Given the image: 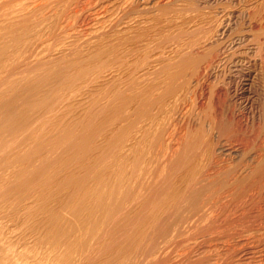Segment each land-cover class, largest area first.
Masks as SVG:
<instances>
[{"label":"rangeland","instance_id":"obj_1","mask_svg":"<svg viewBox=\"0 0 264 264\" xmlns=\"http://www.w3.org/2000/svg\"><path fill=\"white\" fill-rule=\"evenodd\" d=\"M94 1L95 0H0V57H1L0 58V63H1L0 64V68H1L0 69V186H4L3 189L0 187V197H1L0 198V201H1L0 205L2 204V201H5V199L3 200L5 195L12 191V190H10V188L12 187L11 186L12 183L15 181L17 176H21V174L23 173L22 170L24 169L25 166L27 167V170L30 173L35 174L40 169H41V171L44 170V169H42V167H44L43 166L44 161L50 160L51 164L53 165V167H52L53 169L51 168V170L50 169L48 170V168L51 165L50 164L49 167L46 169L45 174H44V172L42 174H43V176L46 175L45 177H47V176L50 177V175H51L50 179H52V180L58 179L60 177V175L63 173H65V175L69 176L68 174H70L71 171L78 172L76 170H78L80 168L79 164H78L77 169L74 168V167H77V165H76L77 162L75 161V160H77V158L76 159L74 158V156L76 157V154L74 155L73 154L74 152L71 151L72 153L71 152H68V153L65 152V154L62 155V153H63L62 150H64L62 144H64L63 141H64L65 136L69 135V134L74 136L77 132H79L78 130L80 129L79 126H80V121H81L80 117L83 114V110H85V111L87 109H88V111L91 110V107H89L90 105L94 106V108H95L96 106H99L98 104H100V109H101V107L103 108L101 110L98 109V107L95 108L96 110H100V112H101L99 117H101L103 115V117H101L102 119L99 118V122L101 124L102 123L105 124V122H103V121H105L106 118H108L107 119L108 122H106V123L113 121L114 119H112V117H114L115 114H116L117 118L122 117V114H120V113L123 112V114H124V111L121 109H124L126 112V108H121V107H127V105L125 106V104H126L125 101H127L128 99H127V97H126L127 100L124 99L125 98L124 94H120L121 96L114 95V94L118 90L121 91L120 88H122L123 85L127 82L124 80H127V78H129V76H132V75H134V77H135L136 76L135 74H137L136 77H139V76L142 77L143 76L142 78H144V82L142 81L143 82L142 88L140 89L142 94H139L140 93V91H139L137 96H135L136 98H134V100L132 101V103L130 105L135 106L137 103L141 102V100H140L141 98H142V102L145 101L147 95L149 94L148 96L150 98V101L147 100L148 103H146V104L148 105L149 102L152 101V103L155 102V104L157 106L154 104V106L152 108H149L148 111H146V114L144 113V120H143L144 123H148V122L151 123L153 121L155 122V120L157 121L159 119L158 120L159 122H156V123L158 125L161 123V125H162L166 121L167 117H168V119H170L169 122H171V117H174V119H173L174 123L172 121V124H170V125L172 126V129H174L176 131L172 130L171 126H169L170 128L167 126L169 129H165L164 128L165 126L162 127L163 130L166 132L164 135L165 138L169 137L168 138L169 140L167 139L168 141L165 139L166 140L165 143H167V144L164 143L165 146L167 147L168 143H170V142H171L170 144L173 143L172 144L173 146L176 145V143H174V142H176L175 139L178 136H180L179 139L177 138L178 143L175 147L176 150H174V147L171 145L172 147L168 146V148L165 149V151H164V148H166V147L163 144V147H161L160 152L159 153L157 152L158 154L154 153V155L156 154V156L149 155V158L155 157V159L154 158H153L154 160L149 159L148 164L150 165V168H149V165L147 164L148 169L150 171L151 170L157 171V173L159 171V173L157 176V173H154L152 171L149 173V171L146 170V172L149 173V176H148V174H146L145 178L147 180L148 178L151 179L153 177L152 180H154V181L157 180V182H160V184L163 183L164 186L160 185L161 186L160 187L159 183H158L156 185V188H158L159 192L161 191L160 192L161 194H162V192L164 193V191H165V193H164L165 195L164 194L163 195L166 196V198H170L171 202L176 201L177 197H178V199H180V196L183 195V198L182 197L181 198H182V200L184 199L185 202L188 201V203H187L188 205L183 200L184 208H182V206H181L179 211H182V212H183V210L187 211L186 207L191 206V204H189V203L190 202L193 203L192 201L194 200V198H197L196 200L199 201V205L202 206V210L204 209L203 210L204 212H201L202 216H204L203 214H205V213L207 214L205 217L206 220H204L205 218L202 216L200 219H199L200 216L198 218L196 215L194 216V218H197V223L201 222L202 218H204L203 221L198 224L199 226H197V229L200 232L199 235L201 234L200 235L201 237L194 233V232H196V233L198 232V231H195L196 227H192L193 229L195 228L193 233L197 237L192 234L194 237L193 238L191 236V234H189V236L192 237V239H191L190 237H188V233H187L186 235H181L182 236L181 238L183 239L182 243H181L180 237H178L177 239L175 238L176 240L174 239L173 243L170 242L171 246L168 245L167 248H169V250L168 249L167 250L173 251L175 249V251H173L174 254L172 253V255H170L171 254V252H170L168 256H170V257L172 256L174 258V256L176 255V258H179V259L174 258V260H173L170 257L169 258L167 257L168 261H166V263L167 264H177L176 263V261H177L178 263L180 262L179 264H187V263L188 264L189 263L190 264L191 263L192 264H198V263L200 264L203 261L201 264H205V263L206 264H213V262H214V264L215 263L216 264H230V263L234 264V263H236V262H234L236 260L235 258H238L237 254H238V256H241V254L243 256L245 254L244 255V256H246L245 258H247V256H249L248 257L249 261L247 260L246 264H264V255H262V254H264V0H162V1L161 0H140L139 4L141 6L139 8L142 10L144 9L143 11L141 10L140 15L137 13V15H133L132 17L130 16L128 18L129 20L127 18L124 20L122 19L123 21L121 20L120 26L118 25L116 28H114L115 30L109 29L112 22H113V21L111 22V20L114 19V17H115L114 14L111 15L110 13L106 12L107 14L105 15V12H104V14L99 15L98 17H94V15L93 16L91 15V13L95 14V11L97 9L102 10L103 7L106 9V7L107 6L109 7L111 4L108 3L107 1H103L107 4H109L106 6L103 2H98L96 0L95 2H97V3H101V4L103 3L102 5L99 4L100 6H103L101 9V7H98L99 5L97 3L94 4ZM140 2H142V3H140ZM144 4L148 9L144 6ZM93 5L95 7V10L93 9L94 8ZM142 5L144 8H142ZM37 8L39 9V11ZM145 8H146V10H145ZM33 9H35V10H33ZM91 9H93L94 11L92 10V12H91L90 11ZM38 13L41 14V16L42 15L43 16L41 17ZM44 13L47 15V17H45ZM141 14H142V16H141ZM38 15H39V18L40 17L42 18V19L40 18L41 20L38 18ZM110 15L112 18L110 17V19H109ZM47 18H49V19H47ZM23 19L24 20L27 19V21H24ZM44 20L45 21L47 20V21L45 22ZM16 23L18 24V26ZM19 23H20V25H19ZM25 25H26V27H24ZM16 28H17V31L15 32ZM32 28L36 29V30H31ZM197 28L198 29L200 28V29L198 30ZM9 29H10V32H9ZM37 31H38V33H36ZM21 32L23 34L27 32L25 34L26 37L24 35H22ZM181 32H182V35H181ZM198 32H202V34L198 33ZM205 32H206V34H205ZM33 33H35V34H33ZM17 34L22 35L25 38L22 36H18ZM27 34H29V36ZM187 34H189V35H187ZM190 34H191V36H190ZM197 34H199L200 36ZM194 36L196 37V40H195ZM201 36H203V39ZM204 36L205 37L207 36V37L205 38ZM14 37H17V38L14 39ZM188 38H190V39H188ZM211 38H212V40H210ZM12 39L14 41L18 40V41H15L17 43H14ZM191 39H192V41H191ZM200 39H202L201 40L202 42L197 43L198 41H200ZM21 42H23V43H21ZM190 42H192V43L194 42V43L198 44V46H195V49L198 50V51L195 50V52H197V55H200L199 53H201V52L203 54L208 48H212V47L214 49H216V51H217V52H215V54L216 55L219 54V55H217L216 56L217 58L215 57V59H214V61L216 60V62L214 63V61H213V63H212L213 70H212V68L210 69V71L211 70L212 71L209 72L210 75H208V77H207L208 81H206L207 79L204 80L205 82L203 84V89L209 88V89H206V91L204 90L205 93L203 92L207 96L206 97L207 99L205 98V95L203 96L204 98H202L199 95H194L198 92L193 93L191 91V94H190V92L185 93V91H184V93H182V90L180 91V95L181 94L182 95L183 94L184 95L185 94L191 95V97H189L190 95L189 96L187 95V97L189 99L185 97L186 101L181 99V97H183L184 95L181 97L179 95L178 97H180V98H177V99H179V101H181V100L185 101V103L190 102L189 103L190 105L186 103V105H188L187 109H186L185 103H183L182 101L181 102L178 101L179 102L178 104H177V102L175 103L173 98L172 99L169 98L168 95L170 93L168 94V93H164V92H166L168 90V87H169V89L173 88L171 86V84L173 85V82H172L173 81L172 78L174 77L173 75L176 76V74L178 72H180L179 65L177 64L178 66L177 65L175 66L174 63L175 62L177 63V61H178V63L180 62L179 57L181 55L180 56H178V55L183 54L181 52L187 51V49L184 50V48L185 47L188 48ZM205 42H207V43H205ZM204 43H205V45H203ZM211 43H212V45L213 44L214 45L212 46ZM182 44L185 45V47ZM12 46H14L15 48L14 47L12 48ZM111 47H113L114 50L112 49V51H111L110 50ZM199 47H201V48H199ZM20 48H21V50H19ZM131 48H133V49H131ZM203 48H205L206 50ZM134 49H136V51H134ZM125 50H126V52H125ZM178 50H180L179 51L180 53L177 52ZM103 51L105 54L103 53ZM119 51H121L120 52L121 54L119 53ZM122 51H123V53H122ZM127 51H130V53L129 52L127 53ZM133 51L135 54L132 53ZM106 52H107V54H106ZM113 52H114V54H113ZM115 52H117L120 56ZM94 53H96V54H94ZM101 53H103L105 56H103V54H101ZM6 54L7 55L9 54V55L7 56ZM91 54H93V55H91ZM97 54L99 57L96 56ZM109 54H111V55H109ZM129 54H130V56H128ZM143 54H146V57H145V55L141 56ZM11 55H12V57H11ZM90 55H91V61H90V59H88V58H90ZM94 55H95V57H94ZM157 55H158V57L161 58V59L159 58L160 60L156 57ZM197 55L195 53V57H193V56L192 57L197 59L200 57V56L198 57ZM92 56L95 58L94 60H93ZM110 56L113 57L114 60H116L115 57L119 56V57H117L119 60L117 59L118 61L117 60H116L117 62L115 61L116 64L114 63V61L112 60V58ZM6 57L9 59L11 58V59L8 60V59H6ZM78 57H80V58H78ZM81 57L82 58L85 57V59H83V61H82ZM148 57H149V59L151 57H153L154 60H153V58H151L149 60ZM103 58H104V60H103ZM128 58H130V59H128ZM140 58H142V59L144 58V59L141 60ZM162 58H164V59H162ZM172 58L175 60H177V59L178 60L177 61L174 60V63H173ZM3 59H4V61H3ZM5 59H6V61H5ZM78 59H79V62H78ZM99 59H101V61L103 60L104 62H106V61L108 62L109 60L110 61L105 64L104 62L103 63L100 62ZM105 59H107V60H105ZM124 59H126L127 65H126V62H124V63L122 62V61H124ZM111 60L113 62H111ZM132 60H136V61L131 62ZM139 60H141V62L142 61L143 62L141 63ZM66 61L69 64L63 63ZM94 61H95V64H93ZM217 61H219V63ZM2 62H3V64H2ZM71 62L72 63L74 62V63L72 64ZM83 62L85 63L84 65L87 68V70L89 69V67H88L89 65H90V68L92 67V69L97 67L96 70L95 69L93 70V73L91 72L92 69H89V71H88L89 73L87 72V70H84L87 72V73L85 72L86 75L88 74V77L91 79V78L95 77L94 71H96L98 77L96 76L97 78L92 84L90 83L88 85L89 82H87V86L85 87V90H84L85 92L83 91L84 94H81L80 91H78L79 90L78 86L80 87V85H81L79 78H78L80 73H79V71H77V72L75 71L76 72L75 73L74 70H80V68H81L80 71L82 72L83 68H85L83 65ZM145 62H147V63H145ZM155 62H158V64ZM164 62H167L168 65L165 64ZM99 63H101V65ZM109 63H110V65H112V63H113V65L110 66ZM130 63H134V64L131 65ZM161 63H164V65H162ZM80 64L83 68L80 67ZM102 64H103V66H102ZM118 64H119V66H117ZM173 64H174V67H173ZM199 64H201V62H199ZM216 64H218V65H216ZM2 65H3V67H2ZM76 65H77V67H76ZM99 65L102 68H100ZM105 65H106V67H105ZM128 65H131V66H128ZM140 65H142V66L140 67ZM159 65H161L162 68H163V66H165V67L162 69ZM113 66L114 67L117 66V68H115L116 71H115ZM121 66H123V67L120 68ZM191 66H193V65H191ZM127 67H129V68H127ZM131 67H132V69H130ZM156 67L157 68L159 67L158 69H159L160 73L158 72V69H156ZM184 67L185 66H182V68H180V69H184L183 71H185V73L183 71L182 72L185 75V79L183 77L184 75H182L183 78H180V79L177 78L180 81L177 80L176 83L181 82V81L183 82V80H184V82H186V80L190 79V78H188V75L190 74L189 77L192 76L191 74H192V70L194 71V68L188 66L189 70H186V69H188L187 66L185 68ZM98 68H99V70H98ZM112 68L116 73L112 70ZM133 68H134V71H133ZM135 68H137V69H135ZM167 68H169V69H167ZM105 69H106V71H105ZM119 69H121V70H119ZM139 70H141V72ZM100 71H101V73H100ZM135 71H137V72H135ZM156 71L158 72V74L156 73ZM161 71H162V74L164 73L163 75L161 74ZM166 71H170V72H167L168 73L167 74ZM121 72H123V74ZM216 72H218V73H216ZM77 73H79V74L77 75ZM127 73H129L130 75ZM186 73H187V75H186ZM82 74H83V72H82ZM100 74H104V75L101 76ZM116 74L120 75V76H118L119 78H117ZM146 74H147V76H146ZM91 75H92V77H91ZM125 75H127V77ZM149 75H151L153 78H151ZM170 76H172V78H170ZM201 76L204 77L203 75H201ZM211 76L213 79H211ZM88 77H86V79L88 81H90V79H88ZM103 77H105L104 78L105 84L103 83V81H104ZM110 77L111 78L113 77V79H110ZM156 77H157V79H156ZM161 77H163L162 79H164V80H162ZM120 78H122V79L120 80ZM169 78H170V80L171 79L172 80L170 81ZM98 79H100L101 81ZM149 79H150V81H149ZM159 79L162 81H160ZM165 79H167V80H165ZM108 80L110 81L111 85L109 84ZM111 80H113V81H111ZM97 82H99V83H97ZM101 82H102V84H101ZM153 82H156V83H153ZM56 83L57 84L59 83V84L57 85ZM117 83H119L120 85ZM148 83H152L153 85L148 84ZM206 83H208V84L205 86ZM112 84H115V85H112ZM160 84H163V85H160ZM108 85H109V87H108ZM156 85H158L157 86L158 88L156 87ZM191 85L192 86L195 85V86L192 87ZM190 86L192 87V89H194L195 87H197V84H190V85L188 84L187 85L189 90H192ZM91 87H92V89H91ZM97 87H98V89L96 90ZM115 87H116V89H114ZM152 87L156 88L155 91ZM162 87H163V89H162ZM70 88H71V90H70ZM143 88H145L146 90ZM58 89H59L60 93L58 92ZM104 89H106V90L104 91ZM157 89H158V91H157ZM109 90L113 94H111L110 92L105 93L106 91H109ZM160 90L163 92V94H166V96H168V97H165ZM207 90H208V92H207ZM113 91H115V93ZM146 91L149 93L147 94ZM70 92H71V94H70ZM150 92L152 95L155 93H156L155 95L158 94L156 96L157 97L156 99L158 100V102H157V100L156 101L152 100V98L155 99V97H154L155 95L153 97H151L152 95L150 94ZM96 93L98 94L99 99H97ZM104 93L108 94L110 96H105ZM192 93L194 96H192ZM44 94H45V96L43 97ZM100 94H101V96H99ZM161 94H162V96H161ZM50 95H51V97H50ZM92 95H93V98H92ZM138 95L139 96L143 95V96L138 97ZM210 95H213V96H210ZM102 96H103L104 100H103ZM115 96H116V98L114 99ZM195 96H198L196 98L197 99L199 98L200 100L199 99L195 100L193 98ZM109 97L113 98L114 103H113V100H111L112 98L110 99ZM118 97L120 99H122V102H120L121 100H118L119 99ZM144 97H145V99H144ZM94 98H96L97 101ZM159 98L161 100H159ZM191 98H193L192 100L193 101L195 100V102H191L192 101ZM76 99H77V102H75ZM116 99L118 100V102ZM61 100H63L62 102L65 103V105L63 106V104L61 102V104H59V106H57L58 109L55 108L56 105H58L57 102L61 101ZM137 100H139V101H137ZM164 100H166V102L167 101L171 102L170 104L168 103L169 105H171L170 107H172V104H173L172 101L174 102V104L180 105L181 108H177L179 111V115L176 111L175 116L176 117L180 116V119H181V116L185 115L184 117H182V120L184 119V121L180 120L178 117L177 118L178 122H177V119H175V116L174 115L172 116V114L170 112L168 113V111H170V109L167 110L168 108H170L169 105H167V103H166L165 106L168 107V108H166V107L162 106L164 104H161V103H164ZM187 100H191V101H187ZM93 101L96 102V104L95 103L93 104L92 103ZM115 101H116V104H115ZM123 101L125 104L123 103ZM134 101H135V103H134ZM53 102L56 104L53 105L54 104ZM105 102H106V104L107 103L108 104L106 105ZM117 103H119V104H117ZM121 103H123L124 106ZM181 103L184 104L185 106L181 105ZM49 104L53 105L52 110H54V108H55V111H51V110L49 111V109H51V106ZM102 104L105 108L102 106ZM110 104H111V106H110ZM48 105L50 106V108L47 107ZM60 105H62L61 108L63 107V110L60 108ZM114 105L116 107H118L119 109H116V107L112 108ZM87 107H89L90 110ZM145 107L148 108V106H145ZM157 107H159V108H157ZM45 108L47 109V112L45 111L46 110ZM59 108H60L61 112H60ZM155 108H156V110H155ZM180 109L181 110L184 109L185 111L187 110V113L185 111H183V113H182V111H180ZM163 110L166 111L167 117H166V114H164ZM105 111H106V113H109V115H106ZM112 111L114 112V114H112L113 113ZM57 112H59V114ZM160 112L162 113V115L160 114ZM39 113L42 115L40 116ZM44 113H45V117H46V115H50V116L52 115L51 117L50 116L48 117L50 119L49 121H47L48 118H47V120L45 118V120L47 122H43V121L39 120V119L42 120L44 118V116H43ZM85 113H87V112H85ZM37 114H39L38 115L39 117L37 116ZM54 114H56L57 116H55ZM153 114L155 116H153ZM168 114H170V115L168 116ZM134 115H141V112L137 113V114L134 113ZM53 116H55V117H53ZM104 116H106V118ZM161 116H163L164 118ZM109 117H111L110 118L111 120L109 119ZM148 117H150V118H148ZM33 118H35V123H34V120H32ZM103 118H105V120H103ZM132 118H134L133 115H132ZM145 118H147L148 121H146ZM162 118L165 119L164 122H163ZM186 120H187V123H186ZM202 120H203V122H202ZM99 122H98V117H97L95 123H98V124L97 125L95 124L96 127L93 124V127L94 128L101 127L102 125L99 126V124H100ZM179 122H180V124H178ZM27 123L28 124L30 123L29 126L27 125ZM56 123H59V125L58 124L55 125ZM124 123H125V121L120 122L118 124L120 126V128H123L122 126H124ZM150 123L144 124V126H143L146 128V125H148L147 128H149V127L151 128V129H149L150 131L146 128L149 132H151L152 130H153L152 132H155L156 130L161 128L160 127L161 125L159 126L160 127L159 128L156 125L153 126V124L151 126ZM176 123H177V126L179 128H182L181 130L178 127H176ZM189 123H190V125H189ZM38 124L41 125L42 128H40V127L38 128L37 127V126H39ZM54 125H55V127L58 126L57 127L58 129L55 128ZM118 125H116V126L118 127ZM165 125H166V122H165ZM167 125H169V124H167ZM173 125H175V126H173ZM116 126L113 127V129H115V131L117 130ZM203 126H205V127H203ZM53 127H54V129H53ZM157 127H158V129H155ZM88 129L89 128H87V130H86L87 134L89 133ZM168 130L169 131L171 130V131L168 132ZM110 131H112V129ZM110 131H107V134L110 137H107L106 133H105L106 135L104 134L105 136H103L105 139H107V140L109 139V141L106 140L107 141L106 143H102L103 141L105 142V140L102 139V141H101L99 138V142L104 144V145H98L99 148H100V146H101V148H103L104 146H105L104 148H108L107 149L108 151L106 150L107 153L110 151V148L112 146L111 141L113 139H111V136L113 133H115V132L111 133ZM64 132H65V135H64ZM78 134L79 133H77V135ZM170 136H171V138H170ZM75 137H77V136L75 135ZM55 142H56V145H55ZM61 142H62V144H61ZM57 144H58V146H57ZM106 145H108V146H106ZM64 146H65V144H64ZM181 147H183V149ZM58 148H59V153H57ZM104 148L102 150H103L104 154H106ZM172 148H173L174 152L170 150ZM178 149H180V150L178 151ZM48 150H50V151H48ZM55 150H57V152ZM99 150H101V149H99ZM99 150H98V152L101 153L102 151H99ZM75 152H77V149L75 150ZM165 152H167L166 155H168V156L165 155ZM168 152L169 153L173 152L174 154L171 153L172 154V156H171ZM176 152H178V154L180 152L181 153L178 155ZM160 153L161 154L163 153L162 155H164V156H162ZM159 154H160V156H159ZM173 155H175V156H173ZM97 156H100V154L98 153ZM150 156H152V157H150ZM165 156H166V159L164 158ZM169 156H170V159H169ZM179 156L181 159L179 158ZM43 157H44V159H43ZM57 157H59V158H57ZM176 157H177L176 160H178V158H179V160L174 162ZM171 159H173V161ZM163 160H164V162H163ZM155 161L157 162V164ZM24 162L26 163V165L23 164ZM113 162H111V164H110L111 166H112ZM151 162L153 163V165L151 164ZM68 163H71V164H68ZM84 163H86V161ZM123 163H124V161H123ZM154 163H155V165H154ZM113 164L116 165L118 163L115 162ZM156 165H157V168H156ZM65 166L68 169H66ZM69 166H70V168H69ZM102 166H100V167H102ZM71 167L74 168L75 170H73V169L70 170ZM247 167H248V169H247ZM99 168H98L97 173H99L101 175V177H103V174H105L104 178L109 179V177L113 173V171L115 172V167H113V166H112V168L108 167V170H107V168H105V170H104L103 167H102L103 169L100 168L102 170H100ZM159 169H161V170H159ZM162 169L163 170L165 169V170L162 171ZM24 170L27 171L26 169H24ZM28 171L26 172V174L28 173ZM160 171H162L163 173L166 171V173L161 174ZM16 172L17 173L20 172V173L17 174ZM75 172H72V173H75ZM103 172H106V173H103ZM169 172H170V175H169ZM12 173H13V175H12ZM32 174L30 175L28 173L27 176L33 177ZM190 174H192L193 177H197V176L198 177L193 178L192 176H190ZM195 174H198V175H195ZM36 175L39 176L38 174H36ZM160 175H162L165 178L168 176V178H166L167 180L170 178L171 179H170V181L168 180L167 183H165L166 181L164 182L163 180L158 181L159 179H164ZM186 175L192 177L193 180L194 179L197 180L200 178L199 184L200 185L202 184V187H199L200 185L197 184V185H195V189L198 191H195V192L193 191L194 193L193 192L187 193L186 192L187 184H185L186 182L184 183V180L186 181V180H189L190 178H188ZM207 176H208V178H207ZM34 177H35V175H34ZM52 177L55 179H53ZM61 177H63V176L61 175ZM157 177H159V178H157ZM2 179L5 181H3ZM179 181H180V183H179ZM189 181H187V183ZM165 185H166V188H168L169 190H167L165 188ZM173 185H175V186H173ZM158 186L160 187V189H162V187H163L164 190H159ZM181 187H182V189H181ZM171 188H173V189H171ZM45 191L47 192L49 190H45ZM58 191H59V189H58ZM173 191H175V192H173ZM182 191L184 193L186 192L188 197H193V198H191L193 200H188L190 198L185 199V198H187V195L180 193ZM196 192H198V193L196 194ZM45 193H44V195L46 196ZM175 193H176L177 197L174 195ZM42 194H43V192L39 196H41ZM161 194H160V196L164 197ZM178 194H182V195L178 196ZM44 195H42V198L44 197ZM48 195L49 194L47 193V196ZM185 195H186V197H184ZM11 196H13V197H11ZM11 196H10V199L12 202H14V200L16 198V194L13 193V194H11ZM47 196L44 197V199L39 197V200L42 199L44 201L45 198L47 200ZM160 196H159V199L157 201L163 200L164 202H167L166 198L162 199V197H160ZM174 196L176 198H174ZM199 197H200V199H201V197H202V199L205 197V200L204 199L199 200ZM27 201H25V207L18 209V217H19V214H22L23 212H26V213L35 212V211H38L37 209L39 208V206L44 205V207H46V205H47L46 202H45V204H46L45 205L44 203H42V201H38L35 199H29ZM198 201L196 203H198ZM171 202L170 203L167 202V204L163 203V202H162V204H160V202H158L157 205H154V208H155V206L159 205L158 208H160L159 209L160 211L156 210L157 208L154 209L152 207V209L156 210L157 212H155V211H148V212L150 213V215H151V212H153L154 214L155 213L160 214L162 212L161 210H163V209L166 210V208H168L170 206ZM181 205H182V202H181ZM28 208H29V210H28ZM39 212L40 211L37 212L38 224L43 230L46 231V229H48L49 227H52V220L53 219L49 218L48 214L44 213V211L42 213H39ZM148 212L146 211V213L143 212L142 214L139 215V217H141V215H144L143 219H142L143 221H144L145 215L148 216V217L146 216L147 218H145V223H146V221L148 223V221H150L154 217L153 213H152L153 215H151L152 218L149 217L150 215ZM184 212H183V214L187 215L189 210L187 213L186 212L184 213ZM218 212L220 213V215H218L219 214ZM76 214H77V218H75L73 215L62 214L61 215L62 218L59 220H55V222L53 223L54 227H55V225H56V227L59 226L58 227L59 229H57V230L64 231V229H67V230L71 231V233H69V232H67V230H65L67 233H69V235H65V236H67V238L64 239L63 241H65V240L69 241V238H70V242H72L73 244L76 243L75 239H77L75 234L77 233V235H78V229L82 228L79 225V221L80 222H81V220L85 221L86 225L82 224V222H81V224L84 227H86L87 223H88V222H86V220H89V223H91L93 220V219L91 220V217L87 218L89 214L86 215L85 219L83 217L84 220L81 218L79 220V216L81 214H78L77 212H76ZM83 214L85 216L86 213L84 212ZM99 214H100V212L99 213L97 212L96 217ZM156 214H155L156 217L159 216ZM208 215H209V217H208ZM216 215H217V217H216ZM82 216H80V217H82ZM99 216H101V214ZM148 218H149V220H148ZM137 219L140 220L139 218H137ZM208 219H209V221H208ZM96 220H98V218ZM198 220H199V222H198ZM16 221H17V218H16ZM140 221L139 222L137 220L133 221L134 224L131 222L130 224L135 225L134 227H128L124 224L126 222L128 224V221L122 222V224H124L126 226V227L125 226L124 227L127 229L122 228L123 226L122 227L119 226L122 230L120 228H119L120 230L117 228V230H119V231L114 232L116 234L115 235L113 234L112 238L111 237L108 238L110 236L109 234H108V237H107V235L102 237L101 241L104 242V244L101 241L99 244H100V246L104 245L102 247L103 249L101 250L99 247V244H98L97 248L98 247L99 248H98V250L95 249V251L99 254L95 253V255H94V252H95L94 251L92 253L93 256L89 255L88 259H85L86 263H85L84 259H83V262L81 261L82 264H92V263H96V262L99 264L101 262H104V264H106L108 262L107 260H109V259L115 260L114 257H116V259L117 258L120 259L121 257L118 255L123 256L124 254H125L124 258L120 259L122 261L119 260L121 263L119 261L117 262V260L115 261V263H110L111 260H109V262L107 264H116V263L122 264L125 261H126L125 262V264H126L128 261V260H125V259H128V258H126L127 257L126 255H128L129 252L131 251L132 243L134 245H135V243L136 244L139 243V242H136L137 237L135 238V236H137V235L135 232H136V230H138V228H137L138 225H136V224L144 223L143 221H141V222ZM214 221H215V223H214ZM231 221H233V222H231ZM136 222H138V223H136ZM209 222L211 224H209ZM222 222H223V224H222ZM4 223L7 227H9V221L3 220V224ZM65 223H67V224H65ZM70 223H71V225H70ZM145 223L143 224V226L139 224V227L141 228V226H142L143 228H145V225H146V227L149 228V226H147V223L146 224ZM193 223H194V221L191 222L190 224L193 225ZM197 223H196V225H197ZM122 224L120 223V225H122ZM164 224H162L163 226L161 225L159 228L160 229L161 228L162 229H168L169 227L167 228V226H166L167 223H164ZM170 224L171 223L169 222L168 225L170 226ZM78 225H79V227H77ZM88 225H90V224H88ZM133 225H129V226H133ZM200 225H202V226L200 227ZM252 225L254 226L253 228H252ZM217 226L219 228H217ZM65 227H67V228H65ZM164 227H166V228H164ZM199 227L201 228V230L202 229L204 230V228H206V230L201 231V230H199ZM222 227H224V228H222ZM88 228H89V226H88ZM143 228H142V230H140V229L139 230L143 231ZM170 228H172V226H170ZM170 228L168 231H171ZM193 229L192 230L190 229V232L193 231ZM139 230H138L137 234H138V237H140L142 240L143 239L142 233H145L147 230H144V232H142V233H139ZM157 230L158 229H156V231ZM161 230H159V232L152 230V232H153L151 235L152 239H150L151 242L149 241V244L150 243L152 244L154 241H155V243H157L156 240H153V239H156L155 237H157L154 234H156V235L158 233L160 234V235L158 234L159 237H157V241H159L158 240L159 238H161V240L164 241L165 238H167L170 235V232H169V234H168V231H166L167 233H165V230L164 231L162 230L163 234H161ZM74 231H76V233ZM72 232H74V233L72 234ZM86 232H88V229ZM154 232H156V233H154ZM187 232H189V230ZM67 233H65V234H67ZM164 233H165V235H164ZM221 233L222 234L224 233V235H226V236L222 235ZM230 233H231V235H230ZM71 234L73 235V238H71L72 237ZM220 234H221V236H220ZM161 235H164V237L165 236H167V237L164 238ZM111 236H112V234H111ZM206 236H208V237H206ZM227 236H228V238H227ZM131 237H132V239H130ZM202 237H203V240H202ZM162 238H164V239H162ZM186 238H188V239L186 240ZM207 238H208V240H207ZM211 238H212V240H211ZM105 239H106V241H105ZM110 239H111L112 243L109 241ZM178 239H179V241H178ZM216 239H218V240H216ZM251 239L253 241H251ZM112 240H114V241H112ZM131 240H133L132 243L129 242ZM139 240L140 239L137 238V241H139ZM197 240H198V242H197ZM240 240H241V242H240ZM175 241H176V243H175ZM177 241H178V243H177ZM161 242H158V244H157L159 248L163 247L162 244L164 242L163 243H161ZM192 242H193V244H192ZM210 242H211V244H210ZM203 243H204V245H202ZM235 243L238 245H234ZM105 244H107V245H105ZM128 244H131V245H128ZM188 244H190V245H188ZM194 244H197L200 248L204 247V249H202L200 252L201 255H200V253L198 254V251H196V250H199V247L198 246L196 247V245H194ZM209 244H210V246L213 245L214 247L211 246L213 248H211V247L209 248ZM227 244H229L230 246ZM191 245H194V246H191ZM241 245H243L242 249H240ZM107 246L108 247L110 246L109 251H107L108 250ZM127 246H128V248H127ZM188 246L190 249L187 248ZM206 246H208V247H206ZM226 246H228V247H226ZM234 246H236V247L233 248ZM172 247H173V249H170ZM205 247L208 249H206ZM229 247H230L231 252L230 251L228 252L226 250ZM232 248L237 252H235ZM248 248H249V250H248ZM133 249H134V246H133ZM120 250L123 253V255L121 254V252H119ZM124 250H126V251H124ZM144 250H146V249H144ZM177 250H179V251H177ZM203 250H205L206 254H205V252H203ZM209 250H211V252ZM219 250H222V251L225 250L224 253H226V252L227 253L224 254V256H223V253H221L222 251H219ZM243 250H245V251H243ZM184 251L186 253H184ZM192 251H193V253H195L194 256L196 255V252H197L196 258L200 257L202 261L198 262L200 259L197 260L193 256V253H190ZM106 252L107 253L110 252V254L109 253L107 254ZM125 252H127V254ZM147 252H149V253H147ZM147 252L143 251L146 260L145 259L143 260V258H142V257H144L143 254L141 253L142 254L141 255L139 253L140 255L138 254L137 257L134 258L133 264H161V263L165 264L166 258L164 259L163 255H161L163 257L159 258V256H158V258H156V255L153 256L152 253L151 254L153 257L151 255L146 256V253H147V255L150 254V251H147ZM179 252H181V255L185 254L184 256H181L183 259L185 256H186V259L187 258L190 259L191 257H194V259H190V260H192V261L196 260L195 261L196 263H193L194 261L190 262V260L187 261L186 259H184V260L181 259ZM241 252H243V253H241ZM211 253H213V254H211ZM234 253H235V255H232ZM178 254H179V257L177 256ZM230 254L234 260H232ZM198 255H200V256L197 257ZM205 255H207V256L204 257ZM216 255H218V258L223 256L221 259L226 260L227 262L223 261V263H221V261H220L221 259H218ZM227 255L229 256V259H228ZM128 257H129V255H128ZM202 257H204V259ZM89 258H91V259H89ZM205 258H207L208 260L206 259L207 260L206 261ZM156 259H157V261H156ZM170 259L173 260L172 263H171ZM175 259H176V261H175ZM25 260H26L25 264H27V263L30 264V262H33L32 260H28V259H25ZM27 260L29 262H27ZM88 260H90L89 261L90 263H88ZM184 261H185V263H184ZM219 261H220V263H218ZM261 261H262V263H261ZM224 262H226V263H224ZM33 263L35 264V261ZM22 264H23V262H22ZM101 264H103V263H101Z\"/></svg>","mask_w":264,"mask_h":264},{"label":"bare ground","instance_id":"obj_2","mask_svg":"<svg viewBox=\"0 0 264 264\" xmlns=\"http://www.w3.org/2000/svg\"><path fill=\"white\" fill-rule=\"evenodd\" d=\"M96 1V0H95ZM94 1V4H96L97 2H95ZM98 2H103V1H107L108 3H110L111 5V7L109 6H107V5H109V4H107V3H105V2H103L106 6V9L103 7V6H100V5H102L101 3H97L99 6L98 7H101V9H102V7H103V9L102 10H96L95 11V14H92L91 13V15L93 16L94 15V17H98L99 15H102V14H104V12H105V15L107 14V13H110L111 15L112 14H114L115 15V17H114V19H112L111 20V22H112V24H111V26H110V28L109 29H112V30H115L114 28H116L118 25L120 26V24H121V20L123 19H128L130 16L132 17L133 15H137V13L140 15V13H141V10L142 9H140L139 7L141 6L140 4H139V1L140 0H97ZM162 1V0H161ZM166 2V1H165ZM140 3H142V2H140ZM144 6H145V4H144ZM93 7H94V5H93ZM146 7V6H145ZM92 8V7H91ZM142 8H144L143 7V5H142ZM147 8V7H146ZM146 8H145V10H146ZM38 9V8H37ZM94 10H95V7L93 8ZM93 9H91L90 11L92 12V10ZM100 9V8H99ZM148 9V8H147ZM33 10H35V9H33ZM43 10V9H42ZM93 10V11H94ZM144 10V9H143ZM142 10V11H143ZM38 11H39V9H38ZM148 11V10H147ZM107 12V13H106ZM37 13V12H36ZM94 13V12H93ZM143 13V12H142ZM39 14V13H38ZM43 14V13H42ZM45 14V13H44ZM40 16H41V14H39ZM39 15H38V18H39ZM104 15V16H105ZM111 15L109 16V19H110V17H111ZM43 16V15H42ZM41 16V17H42ZM141 16H142V14H141ZM40 17V18H41ZM45 17H47V15L45 14ZM101 17V16H100ZM26 18V17H25ZM39 18V19H40ZM103 18V17H102ZM112 18V17H111ZM137 18V17H136ZM29 19V18H28ZM42 19V18H41ZM40 19V20H41ZM47 19H49V18H47ZM97 19V18H96ZM140 19V18H139ZM24 20V19H23ZM122 20V21H123ZM129 20V19H128ZM24 21H27V19L26 20H24ZM43 21V20H42ZM45 21V20H44ZM47 21V20H46ZM45 21V22H46ZM126 21V20H125ZM19 22V21H18ZM17 22V23H18ZM29 22V21H28ZM16 23V24H17ZM21 23V22H20ZM20 23H19V25H20ZM34 23V22H33ZM41 23V22H40ZM54 23V22H53ZM44 24V23H43ZM109 24V25H110ZM15 25V24H14ZM29 25V24H28ZM17 26H18V24H17ZM31 26V25H30ZM46 26V25H45ZM20 27V26H19ZM23 27V26H22ZM24 27H26V25L24 26ZM28 27V26H27ZM33 27V26H32ZM11 28V27H10ZM15 28V27H14ZM34 28V27H33ZM31 29V30H36V29ZM38 29V28H37ZM41 29V28H40ZM198 29V28H197ZM200 29V28H199ZM198 29V30H199ZM29 30V29H28ZM30 30V31H31ZM43 30V29H42ZM49 30V29H48ZM108 30V29H107ZM17 31V28H16V30H15V32ZM194 31V30H193ZM192 31V32H193ZM206 31V30H205ZM9 32H10V29H9ZM23 32V31H22ZM21 32V34L22 35H24L25 36V34L27 33H22ZM196 32V31H195ZM20 33V32H19ZM29 33V32H28ZM31 33V32H30ZM36 33H38V31L36 32ZM198 33H201L202 34V32H198ZM204 33V32H203ZM33 34H35V33H33ZM205 34H206V32H205ZM204 34V35H205ZM12 35V34H11ZM18 35V34H17ZM22 35H18V36H22ZM28 36H29V34H27ZM181 35H182V32H181ZM187 35H189V34H187ZM197 35H199V34H197ZM214 35V34H213ZM24 36H22V37H24ZM190 36H191V34H190ZM200 36V35H199ZM13 37V36H12ZM26 37V36H25ZM24 37V38H25ZM195 37V36H194ZM202 37V39H203V36H201ZM205 37V36H204ZM207 37V36H206ZM205 37V38H206ZM214 37V36H213ZM15 38H17V37H14V39ZM21 38V37H20ZM204 38V39H205ZM23 39V38H22ZM188 39H190V38H188ZM194 39V38H193ZM199 39V38H198ZM202 39H200V41H198L197 43H200V42H202L201 40ZM13 40V39H12ZM26 40V39H25ZM195 40H196V37H195ZM210 40H212V38L210 39ZM216 40V39H215ZM214 40V41H215ZM15 41H18V40H15ZM14 40H13V42L14 43H17V42H15ZM20 41V40H19ZM24 41V40H23ZM191 41H192V39H191ZM21 43H23V42H21ZM197 43H192V42H190L189 43V47L188 48H186L185 47V45H183L185 48H184V50L185 49H187V51L186 52H181V53H183V54H179L178 56H180L179 57V63H178V59L177 60H175V59H173V63H174V60L175 61H177V63L175 62L174 64H175V66L178 64L179 65V67L180 68H182V66H187V68H188V66H190V67H193L194 68V71L192 70V76L191 77H189V75H188V78H190L189 80H186V82H184V80H183V82L181 81V82H178V83H176L177 82V78H183L184 77V79H185V75L183 74V72L185 73V71H183L184 69H180L179 68V70H180V72H178L177 74H176V76L175 75H173L174 77L172 78V76H170V78H172L173 79V85L171 84V86L173 87V88H170L169 89V87H168V90L166 91V92H164V93H170L168 96H169V98H173V100L175 101V103L177 102V104L179 103V102H183V103H185V97L186 98H188L187 97V95L185 94H181L180 95V91L182 90V93H184V91H185V93H189L190 92V94H191V91L194 93H196V92H198V93H196V94H194V95H199V96H201L202 98H204L203 96L205 95L204 93V90L206 91V89H209V88H206L205 86L208 84V83H206L205 84V88L206 89H203V84H204V80H206L207 79V77H208V75H210L209 74V72H211L212 70H213V68H212V63H213V61H214V59H215V57L217 56V55H219V54H215V52H217L216 51V49H214L213 47L212 48H208L207 50L205 49V48H203V49H205L206 51L202 54V52L201 53H199L200 55H197V52H195V46H198V44ZM205 43H207V42H205ZM205 43L203 44V45H205ZM214 43V42H213ZM216 43V42H215ZM197 44V45H196ZM209 44V43H208ZM21 45V44H20ZM200 45V44H199ZM211 45H212V43H211ZM214 45V44H213ZM212 45V46H213ZM17 46V45H16ZM23 46V45H22ZM14 46H12V48H13ZM25 47V46H24ZM15 48V47H14ZM181 48V47H180ZM198 48V47H197ZM199 48H201V47H199ZM216 48V47H215ZM17 49V48H16ZM112 49H113V47H111V51H112ZM131 49H133V48H131ZM183 49V48H182ZM15 50V49H14ZM18 50V49H17ZM19 50H21V48L19 49ZM114 50V49H113ZM116 50V49H115ZM130 50V49H129ZM201 50V49H200ZM218 50V49H217ZM134 51H136V49H134ZM134 51L132 52V53H134ZM176 51V50H175ZM180 50H178L177 52L178 53H180L179 52ZM182 51V50H181ZM196 51H198V50H196ZM14 52V51H13ZM12 52V53H13ZM16 52V51H15ZM108 52V51H107ZM107 52H106V54H107ZM121 51H119V53H120ZM125 52H126V50H125ZM130 53V51H127V53ZM11 53V52H10ZM97 53V52H96ZM96 53H94V54H96ZM103 53H104V51H103ZM103 53H101V54H103ZM115 53H117V52H115ZM122 53H123V51H122ZM138 53V52H137ZM195 53H196V55L199 57V58H193V57H195ZM105 54V53H104ZM103 54V56H105ZM112 54V53H111ZM111 54H109V55H111ZM113 54H114V52H113ZM118 54V53H117ZM121 54V53H120ZM135 54V53H134ZM142 54V53H141ZM149 54V53H148ZM7 55V54H6ZM9 55V54H8ZM7 55V56H8ZM13 55V54H12ZM12 55H11V57H12ZM91 55H93V54H91ZM91 55H90V58H88V59H90V61H91ZM119 55V54H118ZM145 55V57H146V54H143V55H141V56H144ZM2 56V55H1ZM96 56H98V54L96 55ZM108 56V55H107ZM120 56V55H119ZM119 56H117V57H119ZM125 56V55H124ZM128 56H130V54L128 55ZM132 56V55H131ZM139 56V55H138ZM140 56V57H141ZM154 56V55H153ZM193 56V57H192ZM196 56V57H197ZM89 57V56H88ZM94 57H95V55H94ZM93 56H92V58H93V60L95 59ZM99 57V56H98ZM111 57V56H110ZM117 57H115L116 58V60L118 59ZM144 57V58H145ZM158 59L160 58V57H158V55L156 56ZM1 58V57H0ZM78 58H80V57H78ZM82 58V57H81ZM87 58V57H86ZM112 58V60L114 61V63H115V61L116 60H114V58L113 57H111ZM127 58V57H126ZM143 58V59H144ZM151 58H153V57H151ZM150 58V59H151ZM176 58V57H175ZM217 58V57H216ZM6 59H8V60H10L9 58H7L6 57ZM6 59H5V61H6ZM83 59H85V57L84 58H82V61H83ZM87 59V60H88ZM98 59V58H97ZM122 59V58H121ZM120 59V60H121ZM128 59H130V58H128ZM138 59V58H137ZM141 60H143L142 58H140ZM148 59H149V57H148ZM149 59V60H150ZM161 59V58H160ZM159 59V60H160ZM162 59H164V58H162ZM171 59V60H172ZM199 59V60H198ZM202 59V60H201ZM219 59V58H218ZM7 60V61H8ZM71 60V59H70ZM86 60V61H87ZM100 60V62H104L103 60H104V58H103V60L101 61V59H99ZM105 60H107V59H105ZM111 60V62H113ZM119 60V59H118ZM117 60V61H118ZM141 60H139L140 62H141ZM147 60V59H146ZM145 60V61H146ZM153 60H154V58H153ZM3 61H4V59H3ZM73 61V60H72ZM75 61V60H74ZM81 61V62H82ZM89 61V62H90ZM96 61V60H95ZM95 61L93 62V64H95ZM110 61V60H109ZM108 61V62H109ZM116 61V62H117ZM133 61H136V60H132L131 62H133ZM148 61V60H147ZM78 62H79V59H78ZM88 62V61H87ZM99 62V61H98ZM107 61L106 62H104L105 64L106 63H108ZM123 63L124 62H126V59H124V61H122ZM143 62V61H142ZM141 62V63H142ZM160 62V61H159ZM162 62V61H161ZM172 62V61H171ZM199 62H201V64H199ZM203 62V63H202ZM216 62V60L214 61V63ZM218 63H219V61H217ZM5 63V62H4ZM63 63H66V64H69V63H67V61L66 62H63ZM72 63V62H71ZM74 63V62H73ZM72 63V64H73ZM138 63V62H137ZM145 63H147V62H145ZM150 63V62H149ZM152 63V62H151ZM155 63H157L158 64V62H155ZM165 64H167V62H164ZM164 63H161L162 65H164ZM1 64V63H0ZM2 64H3V62H2ZM6 64V63H5ZM62 64V63H61ZM78 64V63H77ZM82 64V63H81ZM81 64H80V67H82L81 66ZM85 63L83 62V65H84ZM90 64V63H89ZM88 64V65H89ZM100 65H101V63H99ZM116 64V63H115ZM121 64V63H120ZM131 65L132 64H134V63H130ZM136 64V63H135ZM174 64H173V67H174ZM193 65V66H191V65ZM63 65V64H62ZM65 65V64H64ZM99 65V66H100ZM108 65V64H107ZM109 65H110V63H109ZM112 65H113V63H112ZM112 65H110V66H112ZM126 65H127V62H126ZM131 65H128V66H131ZM138 65V64H137ZM149 65V64H148ZM168 65V64H167ZM177 65V66H178ZM216 65H218V64H216ZM79 66V65H78ZM94 66V65H93ZM97 66V65H96ZM102 66H103V64H102ZM109 66V67H110ZM117 66H119V64L117 65ZM117 66H113L114 67V69L115 68H117ZM134 66V65H133ZM132 66V67H133ZM142 65H140V67H141ZM155 66V65H154ZM160 67H161V65H159ZM2 67H3V65H2ZM76 67H77V65H76ZM84 67H85V65H84ZM89 67V69H92V67L90 68V65L88 66ZM105 67H106V65H105ZM108 67V68H109ZM123 66H121L120 68H122ZM132 67L130 68V69H132ZM135 67V66H134ZM139 67V68H140ZM165 66H163V68H164ZM184 67V68H185ZM73 68V67H72ZM83 68V67H82ZM97 68V67H96ZM96 68H94L95 70H96ZM100 68H102L101 66H100ZM111 68V67H110ZM109 68V69H110ZM127 68H129V67H127ZM138 68V67H137ZM137 68H135V69H137ZM159 68V67H158ZM157 67H156V69H158ZM162 68V67H161ZM162 68V69H163ZM172 68V67H171ZM212 68V70L210 71V69ZM1 69V68H0ZM74 69V68H73ZM78 69V68H77ZM89 69L87 70V68L85 67V68H83V74H82V72L80 71L81 70V68H80V70H74V72L76 71H79V73H80V75H79V81H80V87L78 86V88H79V90L78 91H80V93L81 94H84V90H85V87L87 86V82H89L88 83V85L91 83H93L95 80H96V78L98 77L97 76V73H96V71H94L95 72V77H93V78H89L88 77V74L86 75V73L89 71ZM94 69H92L91 70V72L93 73V70ZM104 69V68H103ZM108 69V70H109ZM155 69V70H156ZM167 69H169V68H167ZM176 69V68H175ZM84 70H87V72L86 71H84ZM98 70H99V68H98ZM112 70H113V68H112ZM118 70V69H117ZM119 70H121V69H119ZM178 70V69H177ZM178 70V71H179ZM186 70H189V68L188 69H186ZM216 70V69H215ZM102 71V70H101ZM101 71H100V73H101ZM105 71H106V69H105ZM114 71V70H113ZM112 71V72H113ZM115 71H116V69H115ZM114 71V72H115ZM124 71V70H123ZM132 71V70H131ZM133 71H134V68H133ZM138 71V70H137ZM137 71H135V72H137ZM140 72H141V70H139ZM183 71V72H182ZM75 72V73H76ZM86 72V73H85ZM90 72V73H91ZM99 72V71H98ZM103 72V71H102ZM127 72V71H126ZM134 72V73H135ZM145 72V71H144ZM158 72H159V69H158ZM158 72L156 71V73L158 74ZM165 72V71H164ZM167 72H170V71H166V73ZM176 72V71H175ZM191 72V71H190ZM79 73H77V75L79 74ZM89 73V72H88ZM91 73V74H92ZM106 73V72H105ZM108 73V72H107ZM111 73V72H110ZM116 73V72H115ZM122 74H123V72H121ZM130 73V72H129ZM129 73H127V74H129ZM133 73V72H132ZM160 73V72H159ZM216 73H218V72H216ZM99 74V73H98ZM141 74V73H140ZM161 74H162V71H161ZM164 74V73H163ZM162 74V75H163ZM168 74V73H167ZM171 74V73H170ZM213 74V73H212ZM64 75V74H63ZM93 75V74H92ZM92 75H91V77H92ZM101 76H103L104 74H100ZM117 75V78H119L118 76H120V75H118V74H116ZM130 75V74H129ZM136 76H137V74H135ZM182 75H184L183 77H182ZM186 75H187V73H186ZM201 75H203L204 77H202ZM214 75V74H213ZM97 76V77H96ZM111 76V75H110ZM126 77H127V75H125ZM135 76V77H136ZM146 76H147V74H146ZM151 78H153L151 75H149ZM159 76V75H158ZM166 76V75H165ZM164 76V77H165ZM179 76V77H178ZM86 77H88V79H90V81H88L87 79H86ZM134 77V75H132V76H129V78H127V80H124V81H127L124 85H123V87L122 88H120V90L121 91H116V93H115V91H113L115 94L114 95H119V96H121L120 94H124V96H125V100H127V101H125L126 102V104L124 103V101H123V103L125 104V106L127 105V107H121V108H126V112H125V110L124 109H121V110H123L124 111V114H123V112H121L120 114H122V117H116V114H115V116L114 117H112V119H114L113 121H111V122H109V123H106V122H108V118H106V116H104L105 118H106V120H105V118H103V120H105V121H103V122H105V124L104 123H100L99 122V118H101V117H103V115L101 116V117H99V115H100V110L101 109H103L102 107H101V109H100V104H98L99 106H96V107H98V109H100V110H96L95 108H94V106H89V107H91V110H90V108L89 107H87V108H89V110L90 111H88V109L85 111V110H83V114H82V116L80 117L81 118V121H80V129L78 130L79 132H77V133H79L78 135H77V133L75 134L77 137H75V135L74 136H72V135H66L65 136V138H64V141H63V143L65 144V146H64V144H62V142H61V144L63 145V148H64V150H62L63 151V153H62V155L63 154H65V152L66 153H68V152H71V151H73L74 153V155L76 154V157L74 156V158L76 159L77 158V160H75L76 162H77V167H74V168H78V164H79V169L78 170H76V171H78V172H75V171H71V175L70 174H68L69 176H67V175H65V173H63V174H61L63 177H61V175H60V179L58 178V179H55V178H53V179H55V180H52V179H50L51 178V175H50V177L49 176H47V177H45L46 175H44L43 176V172H44V174H45V171H46V169L49 167V165L51 164V161L49 160V161H44L43 162V166L44 167H42V169H44V170H42L41 171V169L40 170H38V172H36L35 174H32V173H30L28 170H27V167L25 168L23 165V167H24V169H26L27 171H28V173L31 175H33V177H34V175H35V177L33 178L32 176H27L28 175V173L26 174V172L27 171H25L24 169L22 170L23 171V173L21 174V176H17L16 177V179H15V181L12 183V187L10 188V190H12L10 193H8V194H6L5 195V197L3 198V200L5 199V201H2V204L0 205V264H22V262H23V264H25L26 263V260L25 259H28V260H32L33 262L35 261V264H82V262H83V259H84V261H85V259H88V257H89V255H92L93 256V252L95 251V249L96 250H98V248L100 247V249L102 250L103 248V244H104V242H102L101 240H102V237H104V236H106L107 235V237H108V234L110 235L108 238H112L113 237V234L115 235L116 233H114V232H118L121 228L120 227H122V228H125L126 226H128V227H134L135 225H133L134 223H133V221H143L142 219H143V216L144 215H141V217H139V215L140 214H142L143 212H145L146 213V211L148 212V211H155V212H157L156 210H158V211H160L159 209L160 208H158L159 207V205L158 206H155V208H157L156 210H154L155 208H154V205H157L158 204V202H160V204H162V202L163 203H166L167 204V202H171V200H170V198H166V196H164L165 194V191H164V193L162 192V194L158 191V188H156V185L159 183V186L161 185V186H164V184L162 185V184H160V182H157V180L156 181H154V180H152L153 179V177L151 178V179H147L146 180V178H145V175L146 174H148V176H149V173L152 171V172H154V173H157V171H153V170H149L148 169V166H147V164H148V161H149V159H152V160H154L155 159V157H153V158H149V155H153V156H156V154H158L159 152H160V150H161V147H163V144L165 143V141L169 138H165V131L163 130V128L162 127H164L165 129H169L170 127L169 126H171L170 124H172V121H173V123H174V117H171V122H169V120L170 119H168V117H167V114H166V111L167 110H169L170 109V111H168V113L170 112L171 114H172V116L174 115L175 116V113H176V111H177V113H178V115H179V111H178V109L177 108H181L180 107V105H177V104H174V102L172 101V107H170L171 105H169L171 102H166V100H164V103H161V104H164V105H162V106H164V107H166V108H168L167 106H165L166 105V103H167V105H169V107L170 108H168L166 111L165 110H163V112H164V114H166V125H165V122H164V120L165 119H163L164 117L163 116H161V117H163L162 119H163V122H164V124H162L161 125V123L158 125L156 122H159L158 120L156 121L155 120V122L153 121V122H148V123H150V125L152 126V124H153V126H160L159 128L160 129H158V127L157 128H155V129H158V130H156L155 132H149L150 130L149 129H151L150 127L149 128H147V126L148 125H146V128L149 130H147L145 127H143L144 126V124H148V123H144V113L146 114V111H148V109L149 108H152L153 106H154V104H155V102H153L152 103V101L151 102H149V104L147 105L146 103H148L147 102V100L148 101H150V98H149V92H147V97H146V100L145 101H143L142 102V98L140 99L141 100V102H139V103H137L135 106H131L130 104L132 103V101L134 100V98H136L135 96H137V94H138V92L140 91V93L139 94H142L141 93V88H142V84H143V82H144V78H142V77H136L135 78ZM145 77V76H144ZM169 77V76H168ZM210 77V76H209ZM77 78V79H78ZM105 77H103V83L105 82V79H104ZM160 78V77H159ZM163 77H161V79H162ZM166 78V77H165ZM170 78H169V80H170ZM219 78V77H218ZM69 79V78H68ZM102 79V78H101ZM110 79H113V77L111 78L110 77ZM109 79V80H110ZM122 78H120V80H121ZM146 79V78H145ZM156 79H157V77H156ZM171 79V80H172ZM203 79V80H202ZM211 79H213L212 78V76H211ZM72 80V79H71ZM87 80V81H86ZM98 80H100V79H98ZM108 80V81H109ZM119 80V79H118ZM147 80V79H146ZM160 80V79H159ZM162 80H164V79H162ZM162 80H160V81H162ZM165 80H167V79H165ZM170 80V81H171ZM101 81V80H100ZM111 81H113V80H111ZM115 81V80H114ZM143 81V82H142ZM149 81H150V79H149ZM152 81V80H151ZM154 81V80H153ZM178 81H180V80H178ZM206 81H208V79L206 80ZM60 82V81H59ZM116 82V81H115ZM118 82V81H117ZM123 82V81H122ZM148 82V81H147ZM157 82V81H156ZM156 82H153V83H156ZM171 82V83H172ZM97 83H99V82H97ZM121 83V82H120ZM124 83V82H123ZM122 83V84H123ZM158 83V82H157ZM160 83V82H159ZM165 83V82H164ZM57 84V83H56ZM59 84V83H58ZM57 84V85H58ZM95 84V83H94ZM101 84H102V82H101ZM105 84V83H104ZM108 84V83H107ZM106 84V85H107ZM109 84H110V81H109ZM117 84H119V83H117ZM121 84V85H122ZM148 84H152V83H148ZM190 85V84H197V87H195L194 89H192V87H194L195 85H191L190 87H191V89L192 90H189V86L187 87V85ZM98 85V84H97ZM111 85V84H110ZM112 85H115V84H112ZM120 85V84H119ZM153 85V84H152ZM160 85H163V84H160ZM63 86V85H62ZM68 86V85H67ZM66 86V87H67ZM91 86V85H90ZM104 86V85H103ZM149 86V85H148ZM158 85H156V87H157ZM170 86V87H171ZM74 87V86H73ZM108 87H109V85H108ZM146 87V86H145ZM151 87V86H150ZM209 87V86H208ZM75 88V87H74ZM88 88V87H87ZM86 88V89H87ZM103 88V87H102ZM113 88V87H112ZM148 88V87H147ZM153 88V87H152ZM158 88V87H157ZM77 89V88H76ZM90 89V88H89ZM91 89H92V87H91ZM94 89V88H93ZM98 89V87L96 88V90ZM114 89H116V87L114 88ZM143 89H145V88H143ZM154 89V91H155V89L156 88H153ZM162 89H163V87H162ZM70 90H71V88H70ZM95 90V89H94ZM106 89H104V91H105ZM138 90V91H137ZM146 90V89H145ZM144 90V91H145ZM152 90V89H151ZM75 91V90H74ZM84 91V92H83ZM99 91V90H98ZM97 91V92H98ZM157 91H158V89H157ZM161 91V90H160ZM44 92V91H43ZM46 92V91H45ZM58 92H59V89H58ZM62 92V91H61ZM83 92V93H82ZM107 92H110L111 93V91L109 90V91H106L105 93H107ZM143 92V91H142ZM145 92V93H146ZM162 92V91H161ZM204 92V93H203ZM207 92H208V90H207ZM213 92V91H212ZM48 93V92H47ZM60 93V92H59ZM104 93V95L105 96H110V95H108V94H105ZM109 93V94H110ZM144 93V94H145ZM193 93H192V96H194L193 95ZM211 93V92H210ZM57 94V93H56ZM70 94H71V92H70ZM87 94V93H86ZM97 94V93H96ZM111 94H113V93H111ZM150 94H151V92H150ZM156 94V93H155ZM155 94H151L152 96L151 97H153ZM160 94V93H159ZM162 94H163V92H162ZM162 94H161V96H162ZM189 94V95H190ZM66 95V94H65ZM80 95V94H79ZM103 95V94H102ZM158 95V94H157ZM157 95H155L154 97H155V99H153L152 98V100L153 101H156L157 99ZM165 97H168V96H166V94H163ZM180 95V97L181 96H183V97H181V99H183V100H185V101H183V100H181V101H179V99H177V98H180V97H178ZM188 95V96H189ZM208 95V94H207ZM45 96V94L43 95V97ZM55 96V95H54ZM75 96V95H74ZM83 96V95H82ZM81 96V97H82ZM87 96V95H86ZM99 96H101V94L99 95ZM123 96V95H122ZM141 96H143V95H138V97H141ZM210 96H213V95H210ZM50 97H51V95H50ZM91 97V96H90ZM89 97V98H90ZM113 97V96H112ZM112 97H109L110 99L112 98ZM126 97H127V99H126ZM164 97V98H165ZM189 97H191V95L189 96ZM196 97H198V96H195V97H193L195 100H198ZM200 97V98H201ZM207 96L205 95V98H206ZM49 98V97H48ZM64 98V97H63ZM62 98V99H63ZM76 98V97H75ZM79 98V97H78ZM92 98H93V95H92ZM91 98V99H92ZM102 98H103V96H102ZM101 98V99H102ZM116 98V96L114 97V99ZM119 98V97H118ZM123 98V97H122ZM149 98V99H148ZM163 98V97H162ZM193 98H191V100L193 99ZM80 99V98H79ZM96 101H97V99H99L98 98V94H97V99L96 98H94ZM144 99H145V97H144ZM189 99V98H188ZM207 99V98H206ZM84 100V99H83ZM86 100V99H85ZM103 100H104V98H103ZM107 100V99H106ZM105 100V101H106ZM111 100H113V98L111 99ZM117 100V99H116ZM118 100H121L120 102H122V99H118ZM118 100H117V102H118ZM159 100H161L160 98H159ZM177 100V101H176ZM191 100H187V101H191ZM195 100L193 101H191V102H195ZM200 100V99H199ZM203 100V99H202ZM63 100H61V101H56L57 102V104L58 105H56V107L55 108H57L58 109V107L57 106H59V104H61V102H62ZM90 101V100H89ZM100 101V100H99ZM137 101H139V100H137ZM163 101V100H162ZM179 101V102H178ZM75 102H77V99H76V101ZM91 102V101H90ZM157 102H158V100H157ZM156 102V103H157ZM44 103V102H43ZM47 103V102H46ZM54 103V102H53ZM93 104L95 103L96 104V102H92ZM98 103V102H97ZM101 103V102H100ZM103 103V102H102ZM113 103H114V100H113ZM123 103H121L122 105H123ZM134 103H135V101H134ZM133 103V104H134ZM169 103V104H168ZM187 103V102H186ZM186 103H185V105H186ZM190 102H188L187 104H189ZM205 103V102H204ZM33 104V103H32ZM38 104V103H37ZM41 104V103H40ZM56 103H54L53 105H55ZM62 104H63V106L65 105V103H63L62 102ZM105 104H106V102H105ZM108 104V103H107ZM106 104V105H107ZM115 104H116V101H115ZM117 104H119V103H117ZM146 104V105H145ZM158 104V103H157ZM50 105V104H49ZM47 106L48 108H50V106H51V109H49V111L51 110V111H55V108H54V110H52L53 109V105H50V106ZM69 105V104H68ZM156 105V104H155ZM181 105H184V104H182L181 103ZM184 105V106H185ZM190 105V104H189ZM35 106V105H34ZM61 106L62 105H60V108H61ZM102 106H103V104H102ZM110 106H111V104H110ZM109 106V107H110ZM118 106V105H117ZM124 106V105H123ZM145 106H148V108L147 107H145ZM157 106V105H156ZM161 106V107H162ZM183 106V107H184ZM187 106L188 105H186V109H187ZM46 107V108H47ZM82 107V106H81ZM104 107V106H103ZM114 107H116L115 105L112 107V108H114ZM120 107V106H119ZM145 107V108H144ZM163 107V108H164ZM45 108V109H46ZM47 108V109H48ZM60 108H59V110H60ZM65 108V107H64ZM105 108V107H104ZM157 108H159V107H157ZM162 108V109H163ZM34 109V108H33ZM32 109V110H33ZM47 109L45 110L46 112H47ZM62 110H63V107L61 108ZM107 109V108H106ZM116 109H119L118 107H116ZM161 109V108H160ZM58 110V111H59ZM120 110V111H121ZM144 110V111H143ZM151 110V109H150ZM155 110H156V108H155ZM44 111V112H45ZM48 111V112H49ZM82 111V110H81ZM87 112V113H85V112ZM103 111V110H102ZM154 111V110H153ZM180 111H182V113H183V111H185L184 109H180ZM39 112V111H38ZM45 112V113H46ZM60 112H61V110H60ZM65 112V111H64ZM104 112V111H103ZM108 112V111H107ZM113 112V111H112ZM141 112V115H134V113H140ZM143 112V113H142ZM156 112V111H155ZM159 112V111H158ZM162 112V111H161ZM160 112V114L162 115V113ZM186 113H187V110L185 111ZM41 113V112H40ZM39 113V114H40ZM43 113V112H42ZM45 113H44V118L41 120V119H39L40 121H43V122H47V121H49L50 119L48 118L50 115H46V117H45ZM51 113V112H50ZM49 113V114H50ZM56 113V112H55ZM58 114H59V112H57ZM105 113H106V111H105ZM104 113V114H105ZM39 114H37V116L39 115ZM47 114V113H46ZM112 114H114V112L112 113ZM152 114V113H151ZM157 114V113H156ZM181 114V113H180ZM185 114V113H184ZM42 114H40V116H41ZM55 116H57L56 114H54ZM106 115H109V113H106ZM132 115H133V117L134 118H132ZM170 114H168V116H169ZM189 115V114H188ZM187 115V116H188ZM24 116V115H23ZM34 116V115H33ZM52 116V115H51ZM50 116V117H51ZM55 116H53V117H55ZM146 116V115H145ZM149 116V115H148ZM153 116H155L154 114H153ZM185 116V115H184ZM183 115L181 116V119H180V116H178L179 117V119L180 120H182V117H184ZM186 116V117H187ZM36 117V116H35ZM39 117V116H38ZM74 117V116H73ZM97 117H98V122L100 123L99 124V126H101V127H97V128H94L93 127V124L95 125H97L98 123H95L96 122V119H97ZM111 117H109V119L111 118ZM160 117V116H159ZM178 117H176L175 116V119H177ZM189 117V116H188ZM41 118V117H40ZM45 118H46V120H47V118H48V120L46 121L45 120ZM65 118V117H64ZM117 118V119H116ZM148 118H150V117H148ZM156 118V117H155ZM170 118V117H169ZM37 119V120H38ZM102 119V118H101ZM146 119V121H148V119L147 118H145ZM192 119V118H191ZM215 119V118H214ZM32 120H34V123H35V118H33ZM36 120V121H37ZM38 120V121H39ZM63 120V119H62ZM111 120V119H110ZM125 121V123H124V126H122L123 128H120V126L118 125L120 122H124ZM150 120V121H151ZM168 120V121H167ZM101 121V120H100ZM182 121H184V119L182 120ZM206 121V120H205ZM214 121V120H213ZM69 122V121H68ZM177 122H178V119H177ZM189 122V121H188ZM192 122V121H191ZM202 122H203V120H202ZM144 123V124H143ZM156 123V124H155ZM186 123H187V120H186ZM200 123V122H199ZM30 124V123H29ZM29 124L27 123V125L29 126ZM46 124V123H45ZM59 125V123H56L55 125ZM70 124V123H69ZM167 124H169V125H167ZM178 124H180V122L178 123ZM198 124V123H197ZM204 124V123H203ZM39 125V124H38ZM55 125H54V127H55ZM66 125V124H65ZM96 125H95V127H96ZM116 125H118V127L116 126ZM123 125V124H122ZM186 125V124H185ZM189 125H190V123H189ZM188 125V126H189ZM199 125V124H198ZM206 125V124H205ZM31 126V125H30ZM72 126V125H71ZM70 126V127H71ZM114 126H116L117 127V130L115 131V129H113V127ZM169 128H168V127ZM173 126H175V125H173ZM201 126V125H200ZM209 126V125H208ZM38 128L40 127V128H42L41 127V125H39V126H37ZM54 127H53V129H54ZM58 127V126H57ZM57 127H55V128H57ZM94 129H93V128ZM167 127V128H166ZM176 127H178L177 126V123H176ZM202 127V126H201ZM203 127H205V126H203ZM87 128H89L88 130H89V133L87 134L86 133V130H87ZM175 128V127H174ZM179 128V127H178ZM58 129V128H57ZM56 129V130H57ZM60 129V128H59ZM63 129V128H62ZM112 129V131H110ZM153 129V128H152ZM171 129H172V126H171ZM177 129V128H176ZM180 130L182 129V128H179ZM61 130V129H60ZM66 130V129H65ZM172 130H174V129H172ZM62 131V130H61ZM107 131H110L111 133L112 132H115V133H113L112 134V136H111V139H113L112 141H111V148H110V151L107 153V149L108 148H104L105 149V152H106V154H104V152H103V148H101V146H100V148L98 147V145H104V144H102V143H106L107 141H109V139L107 140V139H105L103 136H105L106 134H107ZM171 131V130H170ZM169 130H168V132H170ZM174 131H176V130H174ZM173 131V132H174ZM14 132V131H13ZM12 132V133H13ZM63 132V131H62ZM88 132V131H87ZM172 132V133H173ZM15 133V132H14ZM17 133V132H16ZM106 133V134H105ZM105 134V135H104ZM176 134V133H175ZM64 135H65V132H64ZM11 136V135H10ZM9 136V137H10ZM174 136V135H173ZM176 136V135H175ZM13 137V136H12ZM103 137V138H102ZM107 137H110V136H108V134H107ZM60 138V137H59ZM99 138H100V140L102 141V139H104L105 140V142L103 141L102 143H100L99 142ZM170 138H171V136H170ZM178 139L180 138V136H178L177 137ZM175 139L176 140V142H174V143H176V145H177V143H178V139ZM12 139V138H11ZM51 139V138H50ZM166 139V140H165ZM107 140V141H106ZM169 140V139H168ZM167 140V141H168ZM181 140V139H180ZM6 141V140H5ZM55 141V140H54ZM60 142V141H59ZM50 143V142H49ZM58 143V142H57ZM100 143V144H99ZM171 143V142H170ZM170 143H168V145H167V147L165 146V144H167V143H165L164 144V146L166 147V148H164V151H165V149H167L168 148V146H171L172 144H170ZM182 144V143H181ZM55 145H56V142H55ZM54 145V146H55ZM109 145V144H108ZM108 145H106V146H108ZM176 145H172L173 147H174V150H176ZM57 146H58V144H57ZM171 146V147H172ZM7 147V146H6ZM56 147V146H55ZM54 147V148H55ZM53 148V147H52ZM57 148V147H56ZM101 149V150H99V149ZM182 149H183V147H181ZM185 148V147H184ZM77 149V152H75V150ZM98 150L99 151H102L101 153L100 152H98ZM107 150V151H106ZM163 150V149H162ZM171 151H173V148L172 149H170ZM180 149H178V151H179ZM48 151H50V150H48ZM56 152H57V150H55ZM100 154V156H97V152ZM53 152V151H52ZM97 154H96V153ZM158 152V153H157ZM174 152V151H173ZM173 152H171V153H173ZM50 153V152H49ZM57 153H59V148H58V152ZM72 153V152H71ZM123 153V154H122ZM154 153H156L155 155H154ZM169 153V152H168ZM171 153H169L171 156H172V154ZM177 154H178V152H176ZM181 153V152H180ZM179 153V154H180ZM103 154V155H102ZM161 154V153H160ZM160 154H159V156H160ZM163 154V153H162ZM161 154V155H162ZM167 154V152H165V155ZM174 154V153H173ZM178 154V155H179ZM47 155V154H46ZM158 156V155H157ZM162 156H164V155H162ZM166 156H168V155H166ZM166 156L164 157L165 159H166ZM173 156H175V155H173ZM181 156V155H180ZM180 156H179V158H180ZM150 157H152V156H150ZM178 157V156H177ZM177 157L175 158V160H174V162L175 161H178L179 160V158H178V160H176L177 159ZM47 158V157H46ZM57 158H59V157H57ZM61 158V157H60ZM63 158V157H62ZM173 158V157H172ZM43 159H44V157H43ZM168 159V158H167ZM169 159H170V156H169ZM181 159V158H180ZM162 160V159H161ZM172 161H173V159H171ZM74 161V162H75ZM86 161V163H84ZM114 161V162H113ZM123 161H124V163H123ZM159 161V160H158ZM26 162V161H25ZM23 163V164H25L26 165V163ZM48 162V163H47ZM79 162V163H78ZM111 162H113V163H118V164H113L112 163V166L113 167H115V172L113 171V175L111 174L110 175V177H109V179L108 178H104V175L105 174H103V177H101V175L99 174V173H97V171H98V168L100 167V166H102L103 168H104V170H105V168H107V170H108V167H111L112 168V166L110 165L111 164ZM156 162V161H155ZM161 162V161H160ZM163 162H164V160H163ZM171 162V161H170ZM88 163V164H87ZM168 163V162H167ZM21 164V163H20ZM30 164V163H29ZM68 164H71V163H68ZM151 164L153 165V163L151 162ZM156 164H157V162H156ZM75 165V166H76ZM87 165V166H86ZM115 165V166H114ZM149 165V164H148ZM154 165H155V163H154ZM20 166V165H19ZM30 166V165H29ZM147 166V167H146ZM166 166V165H165ZM22 167V168H23ZM53 167V165L51 164L50 165V167L48 168V170L50 169L51 170V168ZM66 167V166H65ZM64 167V168H65ZM102 167H100V168H102ZM153 167V166H152ZM155 167V166H154ZM167 167V166H166ZM69 168H70V166H69ZM74 168H72L71 167V169L70 170H75ZM99 168V169H100ZM102 168V169H103ZM149 168H150V165H149ZM156 168H157V165H156ZM162 168V167H161ZM164 168V167H163ZM251 168V167H250ZM249 168V169H250ZM53 169V168H52ZM66 169H68L67 167H66ZM102 169H100V170H102ZM110 169V168H109ZM166 169V168H165ZM164 169V170H165ZM247 169H248V167H247ZM64 170V169H63ZM106 170V171H107ZM146 170L147 171H149V173H147L146 172ZM159 170H161V169H159ZM163 169H162V171H164ZM69 171V170H68ZM112 171V170H111ZM162 171H160L161 172V174L163 173ZM168 171V170H167ZM52 172V171H51ZM64 172V171H63ZM70 172V171H69ZM68 172V173H69ZM72 172H75V173H72ZM174 172V171H173ZM250 172V171H249ZM17 173V172H16ZM18 173H20V172H18ZM17 173V174H18ZM103 173H106V172H103ZM111 173V172H110ZM158 173H159V171H158ZM158 173H157V176H158ZM164 173H166V171L164 172ZM163 173V174H164ZM193 173V172H192ZM195 173V172H194ZM36 174H38L39 176H37ZM201 174V173H200ZM12 175H13V173H12ZM65 175V176H64ZM154 175V174H153ZM156 175V174H155ZM167 175V174H166ZM169 175H170V172H169ZM195 175H198V174H195ZM194 175V176H195ZM202 175V174H201ZM206 175V174H205ZM209 175V174H208ZM109 176V175H108ZM151 176V175H150ZM160 176H162V175H160ZM187 176V175H186ZM190 176H192L193 177V175L192 174H190ZM190 176H187L188 178H190L189 180H184V183L185 184H187V188H186V192L187 193H189V192H195V191H198V190H196L195 189V185H200L199 183V179H194L193 180V178H197V177H190ZM204 176V175H203ZM211 176V175H210ZM8 177V176H7ZM147 177V176H146ZM156 177V176H155ZM163 177V176H162ZM161 177V178H162ZM170 177V176H169ZM205 177V176H204ZM29 178V179H28ZM31 178V179H30ZM157 178H159V177H157ZM156 178V179H157ZM164 179H159L158 181H160V180H163L165 183H167V181L169 180L170 181V179H166V178H168V176L165 178V177H163ZM174 178V177H173ZM187 178V179H188ZM207 178H208V176H207ZM6 179V178H5ZM184 179V178H183ZM186 179V178H185ZM203 179V178H202ZM3 180V179H2ZM3 181H5V180H3ZM162 181V182H163ZM187 181H189L188 183H187ZM173 182V181H172ZM5 183V182H4ZM175 183V182H174ZM179 183H180V181H179ZM182 183V182H181ZM172 184V183H171ZM169 185V184H168ZM183 185V184H182ZM158 186V187H159ZM160 186V187H161ZM170 186V185H169ZM172 186V185H171ZM173 186H175V185H173ZM2 189H3V187L4 186H0ZM160 187H159V190H164L163 189V187H162V189H160ZM199 187H202V184L199 186ZM165 188H166V185H165ZM170 188V187H169ZM1 189V190H2ZM58 189H59V191H58ZM167 190H169L168 188H166ZM165 189V190H166ZM171 189H173V188H171ZM181 189H182V187H181ZM184 189V188H183ZM203 189V188H202ZM45 190H49V191H45ZM46 193H45V192ZM180 191V190H179ZM184 191V190H183ZM180 192V193H182V194H186L187 195V193L185 192ZM200 191V190H199ZM43 192V194L42 195H44V193L46 194V196H47V193L49 194L48 196H47V200H46V198H45V200L43 201L42 199H44V197H46L45 195H44V197L42 198V195L41 196H39L41 193ZM172 192V191H171ZM173 192H175V191H173ZM193 192V193H194ZM16 194V198H15V200H14V202H12L11 201V199H10V196H11V194ZM198 192H196V194H197ZM160 194L161 195H163L164 197H162V196H160ZM171 194V193H170ZM182 194H178V196L179 195H182ZM195 194V195H196ZM175 196H176V193L174 194ZM186 195L184 196V197H186ZM159 196L160 197H162V199H165L166 198V201L167 202H164L163 200H160V201H157L158 199H159ZM174 196V198H176ZM190 196V195H189ZM200 196V195H199ZM11 197H13V196H11ZM39 197L40 198H42V199H40L39 200ZM183 198V195L182 196H180V199H178V197L176 198L177 200L176 201H172L171 202V204H170V206L168 207V208H166V210L165 209H163V210H161L162 212V214L160 213H158V214H156V215H159V216H155V214L153 213V212H151V215H153L154 217L152 218L151 217V215H150V213H149V217H151L152 219L150 220V221H148V223H147V221H146V223H147V226H149V228L148 227H146V225H145V228H143L142 226H143V224L145 223V218H147L148 216L147 215H145V218H144V223H142V224H140V225H142L141 226V228L139 227V224H136V225H138L137 226V228H138V230L140 229V230H142V228H143V231H140L139 230V233H142V232H144V230H147L145 233H142L143 234V239L141 240V238L140 237H138V234H137V232H138V230H136V235L137 236H135V238L137 237V238H139L140 240L139 241H137V238H136V242H139L138 244H136L135 243V245L132 243V241L133 240H131V241H129V242H131L132 243V248H131V251L129 252V257H128V255H126L127 257L126 258H128V259H125V260H128L127 261V263L126 264H133V262H134V258H136L137 257V255L140 253H142L143 254V256H144V253H143V251H145V252H147V251H150V254L149 255H147V253H149V252H147L146 253V256H152V254H153V256L154 255H156V258H158V256H159V258L160 257H163L164 256V259L166 258V260H165V264H167L166 263V261H168L167 259L170 257V256H168L169 255V253L171 252V254L170 255H172V253L174 254V252L173 251H175V249L173 250V251H168L169 250V248H167L168 247V245H170L171 246V243H173V241H174V239L176 238H178V237H182L181 235H186L187 233H188V237H190L191 239H192V237H193V235L194 236H196V235H199V231H198V229H197V226H199L198 224L199 223H201L202 221H203V219L206 217V213L205 214H203L204 216H202V213L201 212H204L203 210H202V206H200L199 205V201L198 200H196L197 198H194V200L193 199H191V198H193V197H188V195H187V198H185V199H188V198H190V199H188V200H193L192 202L193 203H189V204H191V206L190 207H186V209H187V211H185V210H183V212L185 211L186 213L188 212V210H189V212H188V214L186 215V214H183V212L182 211H179L180 210V208H181V206H182V208H184V203H183V200H182V198ZM1 198V197H0ZM29 199H35V200H38V201H42V203H44L45 204V202H46V207H44V205H41V206H39V208L37 209L38 211H40L39 213H42L43 211H44V213H47L48 214V217L49 218H51V219H53L52 220V227H49L48 229H46V231L45 230H43L40 226H39V224H38V220H37V212L38 211H35V212H28V213H26V212H23L22 214H19V217H18V209H21V208H23V207H25V201H27V200H29ZM201 199H202V197H201ZM200 199V197H199V200H201ZM204 200H205V197L203 198ZM202 199V200H203ZM162 201V202H161ZM198 201V203H196ZM1 202V201H0ZM28 202V201H27ZM181 202H182V205H181ZM184 202H185V200H184ZM201 202V201H200ZM186 204L188 203V201H186L185 202ZM165 204V205H166ZM188 205V204H187ZM29 207V206H28ZM152 207L154 208V209H152ZM189 208V209H188ZM152 209V210H151ZM28 210H29V208H28ZM27 210V211H28ZM31 211V210H30ZM214 211V210H213ZM76 212L78 213V214H81L80 216H82V217H80L79 216V220H80V218L81 219H83V217H84V219H85V217H86V215L87 214H89L88 215V217L87 218H89V217H91V220H92V222L91 223H89V220H86V222H88L87 223V226L86 227H84L82 224H85V221H82L81 220V222H82V224H81V222L79 221V225L82 227V228H80V229H78V235H77V233H76V231H74L76 234V237H77V239H75V244H73L72 242H70V238H69V241L67 242L66 240L65 241H63L64 239H66L67 238V236H65V235H69V233H71V231H69V230H67V229H64V231H60V230H57V229H59L58 227H56V225H55V227L53 226V223L55 222V220H59V219H61L62 218V214H66V215H73L75 218H77V214H76ZM86 213L85 214V216H84V214L83 213ZM97 212L99 213L100 212V214H101V216H97L96 217V215H97ZM184 212V213H185ZM207 212V211H206ZM136 213V214H135ZM153 213V214H152ZM219 213V212H218ZM217 213V214H218ZM222 213V212H221ZM135 214V215H134ZM197 216V218L199 217V219L201 218V216L202 217H204V218H202V221L201 222H199V220H198V222L199 223H197V218H194V216ZM215 215V214H214ZM218 215H220V213L218 214ZM138 216V217H137ZM147 216V217H146ZM94 217V218H93ZM126 217V218H125ZM139 218L140 220H138L137 218ZM208 217H209V215H208ZM212 217V216H211ZM210 217V218H211ZM216 217H217V215H216ZM221 217V216H220ZM16 218H17V221H16ZM64 218V217H63ZM98 218V220H96ZM123 218V219H122ZM195 220H194V219ZM209 218V219H210ZM213 218V217H212ZM83 219V220H84ZM126 219V220H125ZM134 219V220H133ZM209 219H208V221H209ZM217 219V218H216ZM239 219V218H238ZM3 220H7V221H9V227H7L6 225H5V223L3 224ZM123 220V221H122ZM148 220H149V218H148ZM194 221V223L196 222L197 223V225H196V223L194 224L193 223V225L192 224H190L191 222H193ZM204 220H206V218L204 219ZM125 221H128V224H127V222L126 223H124V224H122V222H125ZM140 221V222H141ZM191 221V222H190ZM212 221V220H211ZM218 221V220H217ZM84 222V223H83ZM133 223V224H130V223ZM138 222H136V223H138ZM169 222L171 223L170 224V226H172V228H170V226L168 225L169 224ZM230 222V221H229ZM231 222H233V221H231ZM51 223V222H50ZM49 223V224H50ZM78 223V222H77ZM120 223L122 224V225H120ZM145 223V224H146ZM164 223H167L166 224V226H167V228L169 227L170 228V230L171 231H168L169 230V228L168 229H162L163 231L165 230V233H167L166 231H168V234H169V232H170V235L167 237V236H165V237H167V238H165L164 237V235H165V233H164V235H161V236H163L164 238H165V240L163 241V240H161V238H159L158 240L159 241H157V237H159V235L157 234H154L155 236H157V237H155L156 239H153V240H156V242L157 243H155V241L151 244H149V241L151 242V240L150 239H152L151 238V235H152V230L154 231H156V229H158L157 231L159 232V230H161L159 227L162 225V224H164ZM208 223V222H207ZM214 223H215V221H214ZM228 223V222H227ZM65 224H67V223H65ZM64 224V225H65ZM88 224H90V225H88ZM209 224H211L210 222H209ZM219 224V223H218ZM222 224H223V222H222ZM245 224V223H244ZM59 225V224H58ZM70 225H71V223H70ZM79 225L77 226V227H79ZM86 225V224H85ZM129 225H133V226H129ZM165 225V224H164ZM203 225V224H202ZM202 225H200V227L202 226ZM208 225V224H207ZM215 225V224H214ZM88 226H89V228H88ZM92 226V227H91ZM120 226V227H119ZM125 226V227H124ZM163 226V225H162ZM206 226V225H205ZM219 226V225H218ZM217 226V228H219ZM227 226V225H226ZM259 226V225H258ZM68 227V226H67ZM67 227H65V228H67ZM74 227V226H73ZM84 227V228H83ZM192 227H196V229H195V231H198L197 233L196 232H194V229L192 228ZM199 227V230H201V228ZM216 227V226H215ZM230 227V226H229ZM248 227V226H247ZM254 226L252 225V228H253ZM117 228L119 229V230H117ZM149 230H148V229ZM164 228H166V227H164ZM211 228V227H210ZM221 228V227H220ZM222 228H224V227H222ZM256 228V227H255ZM70 229V228H69ZM87 229H88V232H86L87 231ZM125 229H127V228H125ZM190 229L192 230L193 229V231H191L190 232ZM250 229V228H249ZM65 230H67V232H69V233H67ZM116 230V231H115ZM122 230V229H121ZM124 230V229H123ZM161 230V234H163V231ZM189 230V232H187ZM204 230H206V228H204ZM203 229L201 230V231H204ZM255 230V229H254ZM156 231V232H157ZM242 231V230H241ZM74 232H72V234L74 233ZM156 232H154V233H156ZM196 234H194V233ZM226 232V231H225ZM234 232V231H233ZM65 233H67V234H65ZM134 233V234H135ZM229 233V232H228ZM227 233V234H228ZM232 233V232H231ZM231 233H230V235H231ZM71 234V235H72ZM111 234H112V236H111ZM141 234V235H142ZM145 234V235H144ZM189 234H191V236H189ZM193 234V235H192ZM222 234V233H221ZM221 234H220V236H221ZM201 235V234H200ZM199 235V236H200ZM222 235H224V233L222 234ZM229 235V234H228ZM160 236V237H161ZM224 236H226V235H224ZM261 236V235H260ZM106 237V238H107ZM187 237V236H186ZM197 237V236H196ZM201 237V236H200ZM206 237H208V236H206ZM232 237V236H231ZM71 238H73V235H72V237ZM164 238H162V239H164ZM194 238V237H193ZM199 238V237H198ZM227 238H228V236H227ZM256 238V237H255ZM79 239V240H78ZM114 239V238H113ZM130 239H132V237L130 238ZM175 239V240H176ZM188 238H186V240H187ZM190 239V240H191ZM201 239V238H200ZM215 239V238H214ZM221 239V238H220ZM230 239V238H229ZM104 240V239H103ZM181 240V243H182V238L180 239ZM185 240V241H186ZM202 240H203V237H202ZM207 240H208V238H207ZM210 240V239H209ZM211 240H212V238H211ZM210 240V241H211ZM216 240H218V239H216ZM100 241L103 243L102 245L103 246H100ZM105 241H106V239H105ZM108 241V240H107ZM110 242H111V239L109 240ZM112 241H114V240H112ZM162 241V242H161ZM178 241H179V239H178ZM178 241H177V243H178ZM192 241V240H191ZM227 241V240H226ZM229 241V240H228ZM238 241V240H237ZM251 241H253L252 239H251ZM74 242V241H73ZM158 242H161V243H163L162 244V248H159L158 247ZM171 242V243H170ZM187 242V241H186ZM197 242H198V240H197ZM196 242V243H197ZM208 242V241H207ZM215 242V241H214ZM218 242V241H217ZM240 242H241V240H240ZM112 243V242H111ZM160 243V244H161ZM170 243V244H169ZM175 243H176V241H175ZM174 243V244H175ZM185 243V242H184ZM216 243V242H215ZM231 243V242H230ZM239 243V242H238ZM98 244H99V247L97 248V246H98ZM192 244H193V242H192ZM210 244H211V242H210ZM210 244H209V248L211 247V246H213V245H211L210 246ZM241 244V243H240ZM243 244V243H242ZM105 245H107V244H105ZM110 245V244H109ZM128 245H131V244H128ZM188 245H190V244H188ZM194 245H196V247L198 246L197 244H194ZM194 245H191V246H194ZM202 245H204V243L202 244ZM227 245H229V244H227ZM234 245H238V244H234ZM257 245V244H256ZM133 246H134V249H133ZM169 246V247H170ZM174 246V245H173ZM190 246V247H191ZM220 246V245H219ZM230 246V245H229ZM233 246V245H232ZM231 246V247H232ZM242 246L243 245H241V248L240 249H242ZM106 247V246H105ZM108 247V246H107ZM110 247V246H109ZM109 247H108V250L107 251H109ZM175 247V246H174ZM199 247V246H198ZM203 247V246H202ZM206 247H208V246H206ZM205 247V248H206ZM214 247V246H213ZM213 247H211V248H213ZM226 247H228V246H226ZM236 246H234L233 248H235ZM126 248V247H125ZM127 248H128V246H127ZM126 248V249H127ZM148 248V249H147ZM176 248V247H175ZM183 248V247H182ZM186 248V247H185ZM184 248V249H185ZM188 249H190L189 248V246L187 247ZM195 248V247H194ZM193 248V249H194ZM216 248V247H215ZM232 248V249H233ZM238 248V247H237ZM245 248V247H244ZM260 248V247H259ZM99 249V250H100ZM107 249V248H106ZM144 249H146V250H144ZM168 249V250H167ZM170 249H173V247L172 248H170ZM180 249V248H179ZM198 249V248H197ZM202 249H204V247L203 248H200L199 247V250H196V251H198V254L201 252V250ZM206 249H208V248H206ZM218 249V248H217ZM216 249V250H217ZM229 249V250H228ZM256 249V248H255ZM261 249V248H260ZM105 250V249H104ZM103 250V251H104ZM128 250V249H127ZM182 250V249H181ZM186 250V249H185ZM212 250V249H211ZM211 250H209L210 252H211ZM215 250V249H214ZM228 252L230 251L231 252V250H230V247L229 248H227L226 249ZM234 250V249H233ZM239 250V249H238ZM247 250V249H246ZM248 250H249V248H248ZM252 250V249H251ZM258 250V249H257ZM124 251H126V250H124ZM123 251V252H124ZM177 251H179V250H177ZM213 251V250H212ZM219 251H222V250H219ZM235 251V250H234ZM233 251V252H234ZM242 251V250H241ZM243 251H245V250H243ZM105 252V251H104ZM119 252H121V250L119 251ZM195 252V251H194ZM203 252H205V250H203ZM217 252V251H216ZM225 252V250L224 251H222L221 253H223V256H224V254H226V253H224ZM232 252V253H233ZM235 252H237V251H235ZM239 252V251H238ZM262 252V251H261ZM95 253H97L96 251L94 252V255H95ZM103 253V252H102ZM107 253V252H106ZM109 254H110V252H108ZM107 253V254H108ZM126 254H127V252H125ZM152 253V254H151ZM180 253V257L181 256H184L185 254H183V255H181V252H179ZM184 253H186L185 251H184ZM190 253H193V251L192 252H190ZM219 253V252H218ZM241 253H243V252H241ZM240 253V254H241ZM249 253V252H248ZM97 254H99V253H97ZM104 254V253H103ZM102 254V255H103ZM117 254V253H116ZM121 254L123 255V253L121 252ZM139 254V255H140ZM141 254V255H142ZM194 254L195 253H193V256H194ZM205 254H206V252H205ZM211 254H213V253H211ZM229 254V253H228ZM239 254V255H240ZM258 254V253H257ZM161 255H163V256H161ZM196 255H197V252H196ZM196 255L194 256L195 258H196ZM200 255H201V253H200ZM200 255H198L197 257H199ZM209 255V254H208ZM219 255V254H218ZM218 255H216L217 256V258H218ZM221 255V254H220ZM232 255H235V253L234 254H232ZM245 255V254H244ZM243 255V256H244ZM247 255V254H246ZM252 255V254H251ZM262 255H264V254H262ZM91 256V257H92ZM108 256V255H107ZM110 256V255H109ZM118 256H120L122 259L124 258V256H125V254L123 255V256H121V255H118ZM117 256V257H118ZM152 256V257H153ZM178 257H179V254L177 255ZM190 256V255H189ZM192 256V255H191ZM207 255H205L204 257H206ZM222 256V257H223ZM228 256V255H227ZM230 256H231V254H230ZM242 256V254H241V256H238V254H237V257L238 258H235L236 260L234 261V262H236V263H234V264H246L247 263V260L249 261V256H247V258H245L246 256H244L243 257ZM96 257V256H95ZM142 257V256H141ZM168 257V258H167ZM194 257H191L190 259H194ZM204 257H202L203 259H204ZM210 257V256H209ZM220 257V256H219ZM222 257H220V258H218V259H221ZM254 257V256H253ZM252 257V258H253ZM260 257V256H259ZM115 258V260H111V259H109V260H111L110 261V263H115V261L117 260V262L121 259H116V257H114ZM113 258V259H114ZM139 258V257H138ZM137 258V259H138ZM143 258V260L145 259V256L144 257H142ZM150 258V257H149ZM155 258V257H154ZM171 259H173L174 260V258H176V255L174 256V258L171 256L170 257ZM208 258V257H207ZM207 258H205V260L207 259ZM226 258V257H225ZM231 258H232V256H231ZM230 258V259H231ZM89 259H91V258H89ZM141 259V258H140ZM170 259V260H171ZM176 259H179V258H176ZM176 259H175V261H176ZM181 259H183L182 257H181ZM184 259H186V256L184 257ZM183 259V260H184ZM190 259H186L187 261L188 260H190ZM197 260L198 259H200L198 262H200V261H202L201 260V258L199 257V258H196ZM224 259V258H223ZM227 259V258H226ZM228 259H229V256H228ZM27 260V262H29ZM109 260H107L108 262H109ZM136 260V259H135ZM142 260V259H141ZM146 260V259H145ZM173 260H171V263H172V261ZM185 260V261H186ZM204 260V261H205ZM208 260V259H207ZM206 260V261H207ZM232 260H234L233 258H232ZM19 261V262H18ZM82 261V262H81ZM90 260H88V263H90L89 262ZM106 261V260H105ZM120 261H122V260H120ZM119 261V262H120ZM156 261H157V259H156ZM163 261V260H162ZM181 261V260H180ZM185 261H184V263H185ZM192 260H190V262H191ZM194 261V262H193ZM192 262L193 263H196L195 261L196 260H193ZM221 261V263H223V261H226V260H220ZM220 261L218 262V263H220ZM231 261V260H230ZM33 262H30V264H34ZM37 262V263H36ZM93 262V261H92ZM107 262V263H108ZM126 262V261H125ZM125 262L124 263H122V264H125ZM203 262V261H202ZM201 262V263H202ZM227 262V261H226ZM226 262H224V263H226ZM258 262V261H257ZM85 263H86V261H85ZM101 263H103L104 264V262H101ZM100 263V264H101ZM106 263V264H107ZM121 263V262H120ZM159 263V262H158ZM164 263V262H163ZM176 263L177 264H179L177 261H176ZM200 263V264H201ZM259 263V262H258ZM261 263H262V261H261ZM28 264V263H27ZM92 264H99V263H92ZM116 264H119V263H116ZM162 264V263H161ZM188 264V263H187ZM190 264V263H189ZM192 264V263H191ZM199 264V263H198ZM206 264V263H205ZM213 264H214V262H213ZM216 264V263H215ZM231 264V263H230Z\"/></svg>","mask_w":264,"mask_h":264}]
</instances>
